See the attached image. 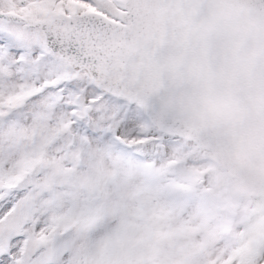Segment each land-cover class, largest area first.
<instances>
[{"label":"snow or ice","instance_id":"obj_1","mask_svg":"<svg viewBox=\"0 0 264 264\" xmlns=\"http://www.w3.org/2000/svg\"><path fill=\"white\" fill-rule=\"evenodd\" d=\"M0 264H264V0H0Z\"/></svg>","mask_w":264,"mask_h":264}]
</instances>
